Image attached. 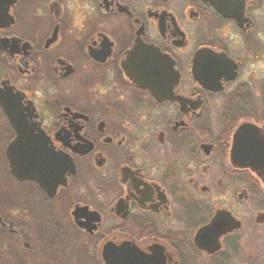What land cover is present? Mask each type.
Listing matches in <instances>:
<instances>
[{
  "label": "flooded vegetation",
  "instance_id": "af4514ba",
  "mask_svg": "<svg viewBox=\"0 0 264 264\" xmlns=\"http://www.w3.org/2000/svg\"><path fill=\"white\" fill-rule=\"evenodd\" d=\"M0 99V264H228L234 206L264 225V0H0Z\"/></svg>",
  "mask_w": 264,
  "mask_h": 264
},
{
  "label": "rangeland",
  "instance_id": "374dc122",
  "mask_svg": "<svg viewBox=\"0 0 264 264\" xmlns=\"http://www.w3.org/2000/svg\"><path fill=\"white\" fill-rule=\"evenodd\" d=\"M3 142L2 130L0 129V145ZM2 161L0 160V206H2L5 196L3 193V178L1 177ZM254 200L241 202V205L234 206V212L241 214L244 229L236 233L239 243L235 252L230 254L228 264H263L264 262V225H256L252 220L256 212L254 209ZM57 253H54L58 264H95L96 258L68 256L60 254L62 240L58 237ZM220 259V258H219ZM222 260V259H220ZM186 264H221L215 262V259H208L204 255H198L196 258L186 259Z\"/></svg>",
  "mask_w": 264,
  "mask_h": 264
},
{
  "label": "water",
  "instance_id": "95a60500",
  "mask_svg": "<svg viewBox=\"0 0 264 264\" xmlns=\"http://www.w3.org/2000/svg\"><path fill=\"white\" fill-rule=\"evenodd\" d=\"M0 102L2 103V100L0 99ZM245 126L239 127L238 132L241 130L243 131ZM17 132L19 129H16ZM238 140V138H237ZM16 141H18V138H16ZM239 141H242L240 139ZM15 162L11 163V167L13 169V172L17 174L18 168L17 165H15ZM240 225L239 221L236 220L234 217H232L228 212L226 211H218L210 220V222L202 227L199 228L197 231L194 241L197 248L205 250L207 252H214L219 249V241L218 237L221 234L226 233L227 231H230L231 229H236ZM129 264H149L146 262V260L138 255L135 259H133Z\"/></svg>",
  "mask_w": 264,
  "mask_h": 264
}]
</instances>
